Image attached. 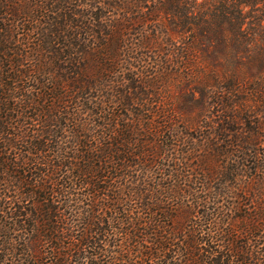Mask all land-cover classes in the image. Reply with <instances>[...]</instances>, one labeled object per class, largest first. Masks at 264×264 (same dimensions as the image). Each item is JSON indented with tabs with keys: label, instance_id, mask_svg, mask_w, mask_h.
Here are the masks:
<instances>
[{
	"label": "trees",
	"instance_id": "1",
	"mask_svg": "<svg viewBox=\"0 0 264 264\" xmlns=\"http://www.w3.org/2000/svg\"><path fill=\"white\" fill-rule=\"evenodd\" d=\"M240 1L0 0V264H264Z\"/></svg>",
	"mask_w": 264,
	"mask_h": 264
},
{
	"label": "rangeland",
	"instance_id": "2",
	"mask_svg": "<svg viewBox=\"0 0 264 264\" xmlns=\"http://www.w3.org/2000/svg\"><path fill=\"white\" fill-rule=\"evenodd\" d=\"M215 2L217 0H198V3L203 7H210ZM239 3H244L242 8L245 12V19L243 18L242 21V30L245 34L244 38L235 39L237 35H231L227 43L230 51L224 52L220 50L217 54L213 52L207 58L206 67L208 71L214 70L217 67L221 75L227 76L225 79L227 81H225L224 85L228 89H233L229 97L233 95L231 99L234 97L235 101L240 104L239 106L236 105L238 111L243 112L244 106L251 108V112H255L251 113V118L245 116V120L240 121L241 125L238 128L240 132L250 129L251 131L257 130L259 133H262L260 140L262 144L257 143L256 150H258L259 157L264 159V113L262 109H259V102L255 98L257 95L264 96V0H242ZM1 17L0 27H4L11 18L10 16L4 15ZM219 46L224 47L223 44ZM213 47H217V44L214 43ZM176 92L177 98L179 100L183 99L177 89ZM213 92L216 93L218 91L215 88ZM197 96L202 98L199 94ZM214 111L216 114L217 110ZM260 125L263 128L258 130ZM201 146L203 149V145Z\"/></svg>",
	"mask_w": 264,
	"mask_h": 264
}]
</instances>
